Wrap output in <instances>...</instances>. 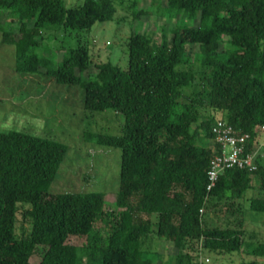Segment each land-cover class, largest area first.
<instances>
[{
  "label": "trees",
  "instance_id": "16d2710c",
  "mask_svg": "<svg viewBox=\"0 0 264 264\" xmlns=\"http://www.w3.org/2000/svg\"><path fill=\"white\" fill-rule=\"evenodd\" d=\"M149 1L150 9L135 10V16L175 19L169 36L164 30L158 43L150 33H131L127 68L96 63L90 76L86 45L67 48L56 63L37 48L44 31L88 30L112 19L113 0L75 6L0 0L1 43L14 46L16 72L80 84L85 109L124 117L118 135L87 134L97 145L121 149L116 209L110 210L104 192H48L67 145L18 130L0 132V264H30L37 254L38 264H155L142 249L143 237L152 232L176 248L163 264H198L193 253L199 241L211 252L264 258V242L246 240L243 229L209 228L203 221L212 199L243 197L254 174L264 191V156L255 171L225 169L207 189L217 119L248 134V150L264 139V0ZM188 43L198 44L192 62L209 75L203 74L198 91L186 93L195 77ZM248 208L264 212V197L248 198ZM20 209L30 231L17 236ZM70 236H86L88 244L78 247Z\"/></svg>",
  "mask_w": 264,
  "mask_h": 264
},
{
  "label": "rangeland",
  "instance_id": "374dc122",
  "mask_svg": "<svg viewBox=\"0 0 264 264\" xmlns=\"http://www.w3.org/2000/svg\"><path fill=\"white\" fill-rule=\"evenodd\" d=\"M82 2L65 0L67 6ZM113 3V18L96 21L88 30L61 28L44 31L37 52L56 63L63 58L67 48L84 44L91 57L90 76H94L96 63L111 62L122 69L127 68V39L131 33H150L159 43L164 30L169 36V29L175 23V19H166L156 14L135 16V10L150 9L149 0H137L136 3L134 0H113ZM1 21H5L3 16ZM185 48L192 62L199 52V46L188 43ZM188 64H185L186 67ZM190 67L195 77L192 86L185 88L186 93L198 91L203 74L209 75V70L198 62H192ZM216 118H220V114L216 113ZM123 121V115L114 110L96 112L85 109L80 84H61L43 74L25 75L16 72L14 46L2 44L0 34V132L18 130L59 141L68 147L48 189L49 193L104 192L105 209H116L114 202L120 184L121 149L97 145L88 139L87 134L118 135ZM262 151L264 153V147ZM250 197H264L256 174L252 176L250 187L243 197L231 201L212 199L203 214L204 225L209 228H241L246 240L264 242V212L249 210ZM16 217V235L28 234L30 222L22 217L21 209ZM150 218L156 220L155 215ZM94 231L105 234V229L96 228ZM88 239L86 236H70L68 242L82 247L88 244ZM196 246L197 251L193 255H196L198 264H240L252 260L264 262L263 257L243 252L208 251L203 248L202 241ZM142 249L145 257L152 258L155 264H160V260L162 264L167 262L176 253L171 242L159 239L154 232L143 237ZM158 255L161 259H158ZM38 261V254L30 258V264H38Z\"/></svg>",
  "mask_w": 264,
  "mask_h": 264
},
{
  "label": "built area",
  "instance_id": "2783aa9c",
  "mask_svg": "<svg viewBox=\"0 0 264 264\" xmlns=\"http://www.w3.org/2000/svg\"><path fill=\"white\" fill-rule=\"evenodd\" d=\"M264 132V125L261 126ZM211 131L214 135V141L217 147L211 158L208 169L209 182L207 189L210 190L214 186L219 175L228 168L237 167L240 169H247L252 172L257 169V161L264 154L262 149L264 147L263 141L254 144L248 150L247 141L249 135L246 133H238L232 126L224 121L217 119L212 125ZM203 209H200V213Z\"/></svg>",
  "mask_w": 264,
  "mask_h": 264
}]
</instances>
